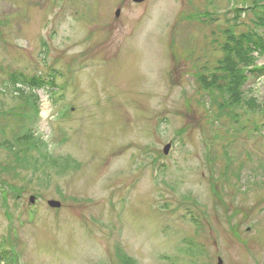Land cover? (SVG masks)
I'll list each match as a JSON object with an SVG mask.
<instances>
[{"label": "rangeland", "instance_id": "374dc122", "mask_svg": "<svg viewBox=\"0 0 264 264\" xmlns=\"http://www.w3.org/2000/svg\"><path fill=\"white\" fill-rule=\"evenodd\" d=\"M116 2L0 0V110L18 112L26 98L14 91L10 73L45 77L50 66L61 73L73 66L56 78L60 91L41 90L27 101L34 111L39 100L35 129L47 142L44 154L82 166L56 174L35 162L16 165L7 148L16 123L0 119V248L13 246L18 264H123L125 253L116 250L113 260L114 243L106 234L103 240L109 214L102 231L88 220L113 189L110 195L130 197L126 214L120 204L117 228L126 231L118 243L136 264H216L217 256L223 264H264V69L240 78L237 100L219 91L232 80L230 35L264 33L256 24L264 0H147L145 9L122 1L119 20L110 13ZM256 59L264 68V55ZM232 61L244 70L239 58ZM14 122L25 121L17 113ZM170 140L169 157L159 156ZM156 158L165 175L153 176ZM141 173L129 193L123 186ZM36 192L43 201L34 228L18 230ZM58 198L63 210L51 212L47 200ZM190 210L201 226L187 221ZM186 237L205 256L181 254Z\"/></svg>", "mask_w": 264, "mask_h": 264}, {"label": "trees", "instance_id": "16d2710c", "mask_svg": "<svg viewBox=\"0 0 264 264\" xmlns=\"http://www.w3.org/2000/svg\"><path fill=\"white\" fill-rule=\"evenodd\" d=\"M240 37H242V36H240ZM232 41H234L235 43H238V44L244 43V41H242L240 39H235V37H233ZM246 44L248 45L249 43H246ZM256 44L257 43L253 41V43L250 45L255 46ZM249 46H247V47L245 46V48H244L242 45H240L234 49H231V51L234 52L233 54L240 59L241 64L248 65L251 62L250 58L247 56L248 53L250 52V50L248 48ZM231 60L232 59L227 60V66L226 67L229 70H231L232 80L235 79L233 81L234 84L232 83V80H231L230 81L231 83L228 85V88L226 86H220L219 91H220V93H222L223 91H225V93H227V94L230 93L231 97H233L234 100H237L238 96H239V93H237L238 91H236L237 86L239 85V82L241 83L240 78H243V77H242V75H240L241 70H239L238 68H235V65H234L235 61L231 62ZM234 73H236V74H234ZM200 81L202 82L203 80L200 79ZM229 102L232 103V98ZM250 106H248V108L253 109V107H250ZM15 141H17L16 142L17 144L15 143V145H17V146L11 145L12 149L10 148V150L13 152V155H14V158H15L17 164H20V163H29L30 164L32 162H35V163H37L38 167H41V171H44V173L47 172L48 169L51 167L57 169L56 174H60V173L62 174V173L67 171V169L70 165V161L67 160V158L52 159L50 154H48V155H47V153L44 154V151L42 148L43 145H39V144L35 143L31 136L15 138ZM32 148H34L33 150L35 152H38L40 154V156L38 155L37 158H35L32 155H30L31 152L33 151V150H31ZM21 154H22V157H21ZM45 178L50 179V175H46ZM9 262L10 261H8V264H9Z\"/></svg>", "mask_w": 264, "mask_h": 264}, {"label": "water", "instance_id": "95a60500", "mask_svg": "<svg viewBox=\"0 0 264 264\" xmlns=\"http://www.w3.org/2000/svg\"><path fill=\"white\" fill-rule=\"evenodd\" d=\"M136 1H138V0H136Z\"/></svg>", "mask_w": 264, "mask_h": 264}]
</instances>
